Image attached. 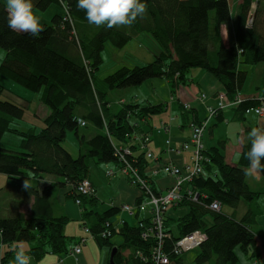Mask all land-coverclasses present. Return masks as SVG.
Wrapping results in <instances>:
<instances>
[{"label": "trees", "instance_id": "trees-1", "mask_svg": "<svg viewBox=\"0 0 264 264\" xmlns=\"http://www.w3.org/2000/svg\"><path fill=\"white\" fill-rule=\"evenodd\" d=\"M141 2L147 5L143 19L138 17L131 27L107 29L90 24L86 12L78 9L77 0H33V10H45L57 3L64 11L54 14L51 23L41 24L43 31L32 36L8 28L6 4L0 0V47L6 50L0 72L28 90L39 92L41 102L50 112L43 119L45 126L40 130L30 127L22 131L13 126L15 119L24 118L25 106L2 99L4 85L0 83V143L6 133L21 137L19 149L0 144V173L7 174L19 191L17 199L10 204L11 214L0 215V242L6 245L3 264H11L14 245L19 241L33 242L29 254L37 260L51 252L73 254V248L83 237L75 239L66 234L65 226L70 219L64 214H55L51 198L56 188L66 184L72 186L71 195L75 200H81L82 224L91 230V234L85 231L84 237L96 239L101 247L108 245L111 250L117 245L115 259L118 264L152 262L150 254L155 242L141 236L145 227L140 226V223H149V217L136 225L126 220L123 224L115 223L113 215L121 210L114 203L101 212L96 190L92 195L78 192L80 182L89 177L90 158L98 163L114 161L121 168L125 162L116 150L122 147L131 151L126 154V162L150 178L155 193L161 192L145 172L149 164L148 151L142 149L140 142L139 145L133 142L137 123L131 117L161 113L166 108L165 103L120 101V108H116L107 98L113 89L137 87L151 78L164 76L176 91L191 80L189 72L193 68H205L218 79L230 99L238 93L243 94L245 99L236 108H243L244 113L249 106L260 103L259 98L264 99V0H258L257 7L254 6L256 0H242L238 5L236 40L231 45L225 44L220 29L232 19L230 0ZM66 9L70 18H66ZM139 33L151 35L159 44L160 50L154 59L146 65L119 67L105 78H98L96 73L103 61L101 53L105 44L109 42L116 48H123ZM247 66L254 67L255 81L259 82L256 91L261 89L262 97L243 93L250 73ZM79 118L86 124L81 125ZM81 127L93 128L96 132L82 133ZM69 130L78 138L77 157L64 146ZM250 146V143L245 145L238 164L227 162L224 141L205 149L206 158H209L204 162L205 172L190 183L200 192L199 199L188 196L179 202V205L188 206V212L173 219L175 225L166 213L167 231L174 239L196 230L207 234L196 248L192 263H187L185 252L180 257L170 256L179 264H236L238 248L246 253L252 249L249 257L255 259L254 264L263 259V253L257 248L261 235L254 230L258 214L253 202L264 194V189H251L245 175L249 166L245 154ZM260 173L264 177V172ZM48 176L55 177L56 181L39 188V180ZM26 179L31 185L28 190L22 187ZM145 198L143 193L138 201ZM243 200L249 205L240 218L222 210L224 205L238 208ZM28 202H32L31 212L26 214L20 207ZM214 202H219V210L211 207ZM108 229L111 235L103 237L102 233ZM116 233L124 238L120 244L112 242L111 237Z\"/></svg>", "mask_w": 264, "mask_h": 264}, {"label": "crops", "instance_id": "crops-1", "mask_svg": "<svg viewBox=\"0 0 264 264\" xmlns=\"http://www.w3.org/2000/svg\"><path fill=\"white\" fill-rule=\"evenodd\" d=\"M2 1L6 4V0ZM241 2L242 0H230V6L232 8V19L228 22L223 23L220 28L221 35L226 45H231L236 40L235 25L238 18L237 15L239 13L238 5ZM159 50L160 48L157 47H155L154 49H150V54H152L153 56L151 60L154 59ZM189 73L191 76V80L188 81V83L183 84V86H185L184 92L180 95L178 94L177 90L183 86H180L176 89V91H173L172 85L164 76H161V78H151L150 80H147L151 81L149 82L150 87L153 86V96H150L148 90V93L146 95L143 94L139 97L141 91L144 92V88H141L139 86H137L136 89L132 88L129 90L131 93H135L133 97H135L136 102L150 104H160L163 102L165 103L166 108L161 113L154 114L152 116H145L142 118H137L136 116L133 117V121L137 123L136 132L133 135V142L139 145V139L143 137V135L149 136L150 141L147 143L145 150L151 151L153 153V157L147 156L149 164L146 166L145 172L152 178L155 187H157V189L161 192H166L170 186L176 183L175 179L172 176L168 175L167 173L165 174L164 171L161 170L162 167L167 163H173L175 165H178L179 167H183L193 162V152L191 149L179 150L177 149V147L181 146L191 139V122L196 120L202 121L209 117L208 106H217L216 103L218 100V91L224 90L222 84L219 83L218 79L206 69L193 68ZM147 81L142 84L144 85L145 83H147ZM195 86H198L199 88V95L195 94ZM190 89L193 90V94L190 92ZM160 93H165L166 95L168 93L170 99H166L163 102H156V100H153L152 97H154V99H159ZM250 93L256 94L258 97H262L261 89H259V91L248 90L247 95ZM185 94H188L189 96ZM203 94H206L207 96L204 100L200 98ZM121 101L127 102L125 98H121ZM184 104H189L191 105V107L185 108ZM258 105L259 103L253 106ZM43 109L44 110L42 111V113L40 112V114L42 115L39 116L42 120L50 113L49 109H47L46 107ZM164 125H166V128ZM253 127L264 128V116H258L255 113L247 114L243 112V108L239 109L236 107H228L227 109L218 111L215 116H212L208 120L207 128L204 131L203 137L205 148L208 149L212 146H217L221 141H224V154L227 162L229 164H238L241 161V153L244 150L245 145H248L250 143L249 132ZM208 128L209 134H207L206 136ZM91 130L96 132V129L92 128ZM169 140L170 143H168ZM90 160L88 162V164L90 165L88 179L96 188L97 195L101 200L99 205L103 208L102 210H100V206L98 205V211L103 212L104 210L110 209L112 207L111 203H115L118 206L123 205L124 203L134 205L141 198V190L137 186H133L129 182L127 176H125L124 173H121L120 167L117 163H115L114 161L98 163L94 158H90ZM156 170H159V172H156ZM108 171H113V174L109 175ZM105 175H107V177L109 176V183L105 181ZM247 178L251 189H264V177H261V173L253 176H247ZM98 179H103L104 183L99 185ZM53 181H56L55 177L48 176L46 178L40 179L38 182V186L40 188L45 184ZM8 182L9 185L13 187L12 181L9 180ZM253 183H261L262 187L253 186ZM190 186H192V184L185 185V187ZM56 189H59L58 197H60L61 206L60 209H56L53 204V199L52 205L56 215L60 216V214H64L70 219L69 223L65 226L66 234L70 236H72V234H76L78 236L77 239L86 236L87 233L84 229H82V223L84 221L82 218V207H80V205L76 203L75 198L71 195L72 186L66 184L61 185ZM18 196L19 191L17 192V197ZM254 203H256L258 206L260 205L259 201L253 202V204ZM31 205L32 202H28V204L22 205L20 207V210L28 214L31 212ZM248 205L247 203H244L242 201L239 206L241 207L240 212H243V210H241L243 206L248 207ZM236 213L237 211L233 210L232 214L235 215ZM148 216V211L140 212L139 214H130L128 212L124 213L119 211L113 215L112 220L113 222L117 223L120 221V219H124L129 222V224L136 225L140 220L142 221ZM241 216L242 215L237 218H240ZM73 223L74 225H72ZM260 235L261 236L258 241L262 243L263 251L259 249L258 250L263 253V259H260V263L264 264V236L262 234ZM87 242H85L84 244H86ZM20 243L21 241L15 244L14 247H17ZM32 245L33 242L23 243V247L27 250L28 254ZM99 247L100 254H103L104 250L100 245ZM87 248L88 246H86L85 248H81L82 252L77 255H59L51 252L42 257L41 260H37L31 254L29 255L32 257L31 264H93L91 260V251L87 250ZM248 255H250V253ZM100 256L102 257V255ZM248 258L250 257L248 256ZM98 264H103V261L101 260ZM244 264H250V260H245Z\"/></svg>", "mask_w": 264, "mask_h": 264}, {"label": "rangeland", "instance_id": "rangeland-1", "mask_svg": "<svg viewBox=\"0 0 264 264\" xmlns=\"http://www.w3.org/2000/svg\"><path fill=\"white\" fill-rule=\"evenodd\" d=\"M257 1L255 2L254 6L257 7ZM232 2V1H231ZM63 7L60 6L57 3H52L51 7L45 10H36L34 11L36 15H38L40 17V24L43 23H51L52 21V17L54 16V13L58 12V13H62ZM213 11L211 12V17L213 15ZM253 21V18H252ZM251 21V22H252ZM150 38V39H149ZM153 44H152V43ZM106 47L104 48V50L101 53V56L103 58L102 63L100 64V69L97 70L96 76L98 78H105L106 76H108V74L118 70L119 67L122 66H135V65H146L148 63H150V60L153 58L152 54H150V49H154L155 47L160 48L159 44L153 40V38L151 37V35L148 36L147 33H139L138 35H134L127 43L126 46H124L123 48H119V47H115L114 45H112L111 43L107 42ZM155 45V46H154ZM6 54V50H4L2 47H0V63L3 61L2 59L4 58ZM246 69L250 70L249 73V78H248V82L245 86V88L243 89V92L245 94H247L249 89H253L254 91H256V85L259 83L258 81H255V70L253 69L254 67L252 66H247L245 67ZM200 69V68H198ZM205 69V68H204ZM2 82V84L4 85V91L3 94L1 96L2 99L4 100H10V101H14L16 103H20L21 105L25 106V115L23 119H15V121L13 122V126L19 128L20 130L24 131L29 129L30 127H35L36 130H40L41 128H43L45 126V123H43V120L39 117L40 112L42 113V111L44 110L43 108H47L48 107L46 105L43 104V102H41L40 100V93L39 92H35V91H30L28 90L25 86L19 84L18 82L8 78L7 76H5L4 74H2L0 72V83ZM151 81H147V83H145L144 85H140L139 87L144 88V92L141 91L139 97L141 95H146L148 93H150V96H153L152 93V89L153 86L150 87V83ZM257 83V84H256ZM255 85V86H254ZM184 87H181L177 90L178 94H182L184 92ZM136 89V86H130V87H119L116 89H113L107 98H109L111 100V102L113 103V105L116 108H120V101L121 98H125L127 100V103H130V101H135V97L134 94L135 93H131L129 90L130 89ZM195 89V94L199 95L200 91L198 86L194 87ZM190 92L193 94V90L190 89ZM187 96H189L188 94H185ZM160 98L159 99H154L156 100V102H163L166 99L169 100V96L168 93L167 95L161 94L160 93ZM191 96V95H190ZM151 98V99H152ZM259 105L262 103L263 98H259ZM126 102V101H125ZM258 105V106H259ZM134 116H132L131 118L133 119ZM92 128H84L81 127V132L82 133H87L89 130H91ZM67 135V139L64 142V146L67 150H69V152L71 154H73L75 157H77L78 151H79V143H78V138L77 135L74 131L69 130ZM207 134H209V128L207 129ZM20 135L16 134V133H6L5 136L3 137V140L1 141V146H6L7 148L10 149H19V143H20ZM91 161V160H90ZM109 177V176H108ZM107 175H105V181H107V183H109V179H108ZM10 178H8L7 174L2 175L0 174V215L2 217H7L9 216V214H11V210H10V204L13 203L14 200L17 199V186L16 183L13 184V187L9 185V181ZM252 181V179H251ZM102 183H104L103 179H98V184L101 185ZM253 186L256 187H262L261 183H253ZM185 188V187H184ZM107 189V187H106ZM58 191L59 189H56L53 193L52 199H53V204L54 207L56 209H60L61 203H60V197H58ZM107 193V191H106ZM109 193V190H108ZM74 200V198H73ZM259 201L260 205L258 206L256 203L253 204L255 210L257 211L258 217H257V223L254 225V230L259 231L260 234H262L264 236V195H262L259 199H257L254 202ZM244 203H247L248 205V201L243 200ZM75 203V201H74ZM100 206V205H99ZM118 208H120L121 205H116ZM240 208H231L228 205H224L223 206V211H226L229 214H232L233 210H236L237 213L235 214L236 217H239L240 215H243L241 213H244L246 211V207H242L241 210H243V212H240ZM102 206H100V210H102ZM188 212V206L186 205H179L176 204L174 206V208L170 207L168 209V216L171 217V224L175 225V221L179 219V217L184 216L185 214H187ZM140 211H138L139 214ZM145 214V213H143ZM174 219V220H173ZM74 225V223L72 224ZM71 225V226H72ZM73 236H75L77 239L78 236L76 234H72ZM81 238V237H80ZM112 238V242L116 243V244H120L123 242L124 238L122 237V235L116 233L114 236L111 237ZM23 242V241H21ZM259 242V241H258ZM24 243V242H23ZM86 246H88L87 250L91 251V260L93 264H98L100 263V261H103V264H110V254H111V249L110 246L105 245L104 247H102L103 254H100V247L98 245V241L96 239H91L89 237V240L86 244H83V247L85 248ZM82 247V248H83ZM257 248L261 251H263V245L261 242L258 243ZM252 251V249L249 250V253ZM197 253V249L195 250H191V252L185 253L183 256H185V259L187 261V263H192L194 258L196 257ZM244 251H242L241 248L237 249V254L239 255V258L237 260V263H242L244 264L245 260H250V264H254V258H248V254ZM251 254V253H250ZM102 255V257L100 256ZM257 263H260V260L257 261Z\"/></svg>", "mask_w": 264, "mask_h": 264}, {"label": "built area", "instance_id": "built-area-1", "mask_svg": "<svg viewBox=\"0 0 264 264\" xmlns=\"http://www.w3.org/2000/svg\"><path fill=\"white\" fill-rule=\"evenodd\" d=\"M66 18H70V14L66 9ZM252 21V19H251ZM250 21V24H251ZM206 94H203L200 98L202 100L206 99ZM217 106H208V115L205 120L191 122V136L190 140L186 143L178 146L179 150L191 149L193 152L192 159L193 162L191 164H187L183 167H179L173 163H167L162 167V171L170 174L174 177L176 183L167 189L166 192H154L151 189V183H149L150 178L144 177L140 170L132 166L130 163L126 162V154L131 153L128 147L118 148L116 150L120 159H122L125 164L120 168L121 173H124L125 176L128 177L129 182L134 186H137L142 194L145 193L146 198L136 202L134 205L126 204L120 206V210L122 212H128L130 214H136L138 211L147 212L148 217L150 218V222L140 223V226L145 227L141 236L148 240L151 238L154 240V250L150 254L152 258V262L150 264H179L170 256H179L182 253L191 252L201 246V243L207 238V234L202 230H196L191 232L190 234H186L180 236L176 239L173 238L170 232L167 231L166 227V217L167 212L170 207L175 206L178 202L182 201L185 198L190 196L194 200H198L200 196V192L195 191L192 186L185 187V185L190 184L194 181L195 178H198L199 175L205 172L204 162L208 161L209 158H206L205 155V145H204V131L207 128L208 120L215 116L218 111L227 109L228 107H238L239 104L245 99L242 93H238L234 99H230L228 93L225 90L218 91L217 96ZM185 108H190L191 105L184 104ZM245 113H255L258 116H264V99L259 106H249L246 109ZM81 125H85L86 122L79 118L78 120ZM166 128V125H164ZM140 143L142 149L146 148L147 143L150 141L149 136L143 135L140 139ZM170 143V140L168 141ZM148 157H153V153L151 151L147 152ZM159 172V170H156ZM109 175L113 174V171H108ZM185 187V188H184ZM96 188L89 179H83L78 185V192L83 195H92L95 193ZM76 203L81 205L80 198L76 199ZM213 209L219 210L220 204L219 202H214L211 204ZM125 222L124 219H120L118 224H123ZM109 226V223H107ZM82 229L91 234L90 228L83 224ZM104 236L111 235V231L108 229L102 233ZM171 239V240H170ZM169 240L171 243L169 244ZM88 241V237H84L81 240V243L78 246L73 248V254H79L82 252L81 247L83 243ZM6 245L3 242H0V264L2 263V256L5 250ZM138 254L142 257V251H139ZM257 264V263H256Z\"/></svg>", "mask_w": 264, "mask_h": 264}, {"label": "clouds", "instance_id": "clouds-1", "mask_svg": "<svg viewBox=\"0 0 264 264\" xmlns=\"http://www.w3.org/2000/svg\"><path fill=\"white\" fill-rule=\"evenodd\" d=\"M33 7V0H6L8 28L38 36L43 28ZM77 7L86 12L90 24L107 29L131 27L138 17L143 19L147 14V5L141 0H77ZM249 139L251 146L245 154L249 166L245 169V175L253 176L264 172V128L253 127ZM22 187L25 190L31 188L27 179ZM14 253L11 264H31L32 257L23 247V242L14 249Z\"/></svg>", "mask_w": 264, "mask_h": 264}, {"label": "water", "instance_id": "water-1", "mask_svg": "<svg viewBox=\"0 0 264 264\" xmlns=\"http://www.w3.org/2000/svg\"><path fill=\"white\" fill-rule=\"evenodd\" d=\"M253 16H254V14H253ZM118 249L119 248L117 247V245L112 248V251H111V254H110V257H109L110 264H118L116 259H115V256H116V253H117Z\"/></svg>", "mask_w": 264, "mask_h": 264}, {"label": "bare ground", "instance_id": "bare-ground-1", "mask_svg": "<svg viewBox=\"0 0 264 264\" xmlns=\"http://www.w3.org/2000/svg\"><path fill=\"white\" fill-rule=\"evenodd\" d=\"M4 255V254H3ZM2 258H3V256H2Z\"/></svg>", "mask_w": 264, "mask_h": 264}]
</instances>
